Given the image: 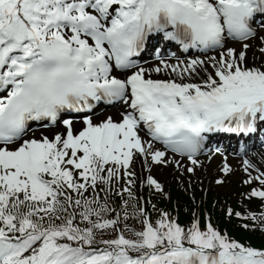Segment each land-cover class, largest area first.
Segmentation results:
<instances>
[{
  "label": "snow or ice",
  "instance_id": "1",
  "mask_svg": "<svg viewBox=\"0 0 264 264\" xmlns=\"http://www.w3.org/2000/svg\"><path fill=\"white\" fill-rule=\"evenodd\" d=\"M221 136L250 186L225 217L264 233L243 205L264 201V0H0V264H264V242L136 191L202 155L223 185Z\"/></svg>",
  "mask_w": 264,
  "mask_h": 264
},
{
  "label": "bare ground",
  "instance_id": "2",
  "mask_svg": "<svg viewBox=\"0 0 264 264\" xmlns=\"http://www.w3.org/2000/svg\"><path fill=\"white\" fill-rule=\"evenodd\" d=\"M107 113H110V114H112L113 112H112V111H111V112H108V111H107Z\"/></svg>",
  "mask_w": 264,
  "mask_h": 264
}]
</instances>
